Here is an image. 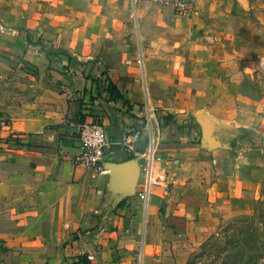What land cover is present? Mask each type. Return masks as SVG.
Returning a JSON list of instances; mask_svg holds the SVG:
<instances>
[{
  "label": "crops",
  "instance_id": "1",
  "mask_svg": "<svg viewBox=\"0 0 264 264\" xmlns=\"http://www.w3.org/2000/svg\"><path fill=\"white\" fill-rule=\"evenodd\" d=\"M259 29L264 0H194L183 14L148 0H0L16 94L0 107V264H160L264 203V102L230 97L214 70ZM83 114L114 143L105 165L137 159L117 143L141 127L144 151L158 125L149 185L139 158L115 179L78 162Z\"/></svg>",
  "mask_w": 264,
  "mask_h": 264
},
{
  "label": "rangeland",
  "instance_id": "2",
  "mask_svg": "<svg viewBox=\"0 0 264 264\" xmlns=\"http://www.w3.org/2000/svg\"><path fill=\"white\" fill-rule=\"evenodd\" d=\"M259 30L241 35L238 44L235 40V45L242 49L231 46L234 49L229 47V54L219 52L222 58L228 56L226 63L229 65L214 67L215 71L224 69L221 74L224 76L222 81L226 83L222 89L230 91L228 95L238 102H264V70L258 68L259 59L264 58V29ZM221 39L226 40L224 36ZM208 41L215 45L219 40L214 37ZM227 42L232 40L227 39ZM0 58L9 59L4 55ZM10 67L2 65L0 59V107L11 103L16 95L8 82ZM212 228L209 235L190 243L180 256L166 258L160 264H264V203L257 204L241 216L222 218Z\"/></svg>",
  "mask_w": 264,
  "mask_h": 264
},
{
  "label": "built area",
  "instance_id": "3",
  "mask_svg": "<svg viewBox=\"0 0 264 264\" xmlns=\"http://www.w3.org/2000/svg\"><path fill=\"white\" fill-rule=\"evenodd\" d=\"M163 6L174 9L176 13H188L193 9L194 0H148ZM260 68L264 70V58L260 61ZM158 125L151 126L150 140L146 150L141 151L138 148L144 131L143 128H137L129 131L122 140L117 143L122 145L132 156L142 159L146 163L148 172L147 185L150 184L151 167L155 158V141L157 134L155 129ZM79 139L81 153L78 162L94 170L98 174H109V169L105 165V160L113 151L114 143L109 138L106 127L96 121H84L79 124ZM148 187V186H147Z\"/></svg>",
  "mask_w": 264,
  "mask_h": 264
},
{
  "label": "water",
  "instance_id": "4",
  "mask_svg": "<svg viewBox=\"0 0 264 264\" xmlns=\"http://www.w3.org/2000/svg\"><path fill=\"white\" fill-rule=\"evenodd\" d=\"M197 118L199 119V121L201 122V124L203 125V129H204V136L206 138V140L210 141V138L212 137L213 131H214V123L211 122L209 120V118L207 116H204V114H198ZM220 126H225V124H220ZM140 159V158H139ZM139 159H134L130 162L133 163V165L138 164ZM129 163H124V164H116V163H108V165H106V167L109 169V173L113 176V178H117V173L118 171L123 170L124 167H126ZM133 183L135 184V182H137L138 177H139V166L137 165V167H135V171L133 173ZM135 189H130L127 194L125 196L134 194Z\"/></svg>",
  "mask_w": 264,
  "mask_h": 264
},
{
  "label": "trees",
  "instance_id": "5",
  "mask_svg": "<svg viewBox=\"0 0 264 264\" xmlns=\"http://www.w3.org/2000/svg\"><path fill=\"white\" fill-rule=\"evenodd\" d=\"M108 90L111 92V98L112 99H118V98L122 97V94L120 93V91L117 89V87L113 83H109ZM79 120L81 123L84 122L85 121V115L83 114ZM172 120H173V116L168 115L165 118V124H169L170 122H172Z\"/></svg>",
  "mask_w": 264,
  "mask_h": 264
}]
</instances>
